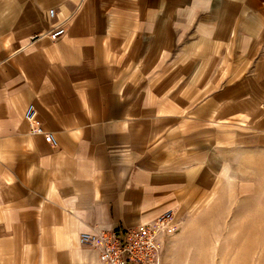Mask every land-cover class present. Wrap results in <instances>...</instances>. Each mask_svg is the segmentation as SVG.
<instances>
[{
  "label": "crops",
  "instance_id": "crops-1",
  "mask_svg": "<svg viewBox=\"0 0 264 264\" xmlns=\"http://www.w3.org/2000/svg\"><path fill=\"white\" fill-rule=\"evenodd\" d=\"M262 159L264 0H0V264H97L81 233L251 196Z\"/></svg>",
  "mask_w": 264,
  "mask_h": 264
},
{
  "label": "rangeland",
  "instance_id": "rangeland-1",
  "mask_svg": "<svg viewBox=\"0 0 264 264\" xmlns=\"http://www.w3.org/2000/svg\"><path fill=\"white\" fill-rule=\"evenodd\" d=\"M251 179V196L225 193L176 219L162 243L164 264H264V159Z\"/></svg>",
  "mask_w": 264,
  "mask_h": 264
},
{
  "label": "built area",
  "instance_id": "built-area-1",
  "mask_svg": "<svg viewBox=\"0 0 264 264\" xmlns=\"http://www.w3.org/2000/svg\"><path fill=\"white\" fill-rule=\"evenodd\" d=\"M55 17V11H50ZM67 33L65 23L55 27L47 36L56 41ZM35 105H30L24 119L32 125L33 134H43L53 146L57 140L52 133H45L40 126L33 125ZM176 229L175 213L169 211L159 218L136 228L116 231L83 232L79 235L81 246L97 254V264H164L162 243Z\"/></svg>",
  "mask_w": 264,
  "mask_h": 264
}]
</instances>
